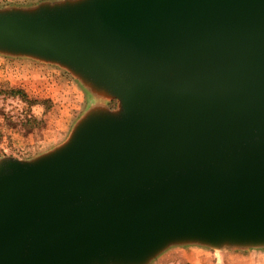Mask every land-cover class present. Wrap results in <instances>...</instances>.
I'll return each mask as SVG.
<instances>
[{
	"label": "water",
	"instance_id": "1",
	"mask_svg": "<svg viewBox=\"0 0 264 264\" xmlns=\"http://www.w3.org/2000/svg\"><path fill=\"white\" fill-rule=\"evenodd\" d=\"M0 53L56 63L117 107L0 158V264H147L264 247V0L0 9Z\"/></svg>",
	"mask_w": 264,
	"mask_h": 264
},
{
	"label": "rangeland",
	"instance_id": "2",
	"mask_svg": "<svg viewBox=\"0 0 264 264\" xmlns=\"http://www.w3.org/2000/svg\"><path fill=\"white\" fill-rule=\"evenodd\" d=\"M60 0H0V9ZM117 107L91 93L66 68L0 53V158L30 159L61 144L92 106ZM147 264H264V247L172 245Z\"/></svg>",
	"mask_w": 264,
	"mask_h": 264
}]
</instances>
